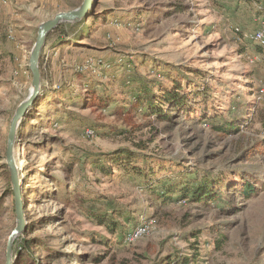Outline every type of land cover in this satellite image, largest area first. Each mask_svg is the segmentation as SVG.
Segmentation results:
<instances>
[{
    "label": "rangeland",
    "instance_id": "obj_1",
    "mask_svg": "<svg viewBox=\"0 0 264 264\" xmlns=\"http://www.w3.org/2000/svg\"><path fill=\"white\" fill-rule=\"evenodd\" d=\"M82 2L0 0V264L17 224L8 133L31 90L38 27ZM95 7L86 22H68L71 39L56 34L42 51L43 90L15 150L27 228L14 264H182L195 253L191 264H264V47L250 38L264 0ZM176 89L189 110L163 105L164 118L146 108L148 92L159 103ZM228 123L239 129L224 131ZM118 149L134 152L131 166L149 176L118 165L102 172ZM247 181L255 195L242 194ZM205 183L215 201L192 196ZM143 224L147 233L125 241Z\"/></svg>",
    "mask_w": 264,
    "mask_h": 264
},
{
    "label": "water",
    "instance_id": "obj_2",
    "mask_svg": "<svg viewBox=\"0 0 264 264\" xmlns=\"http://www.w3.org/2000/svg\"><path fill=\"white\" fill-rule=\"evenodd\" d=\"M97 0H83L81 5L70 11L57 13L53 18L43 22L38 28L36 42L30 54V70L32 73V86L28 97L18 106L9 129L8 142L6 150L7 165L10 170L11 183L14 193L15 213L17 224L11 231L6 248V263L14 264V242L27 228L25 216V202L23 198V186L20 177L19 168L15 159V149L17 147V137L19 126L30 110L36 103L42 93V73L40 68V59L43 48L46 45L48 35L53 32L60 24L65 22L76 23L87 19L90 10L94 7Z\"/></svg>",
    "mask_w": 264,
    "mask_h": 264
},
{
    "label": "trees",
    "instance_id": "obj_3",
    "mask_svg": "<svg viewBox=\"0 0 264 264\" xmlns=\"http://www.w3.org/2000/svg\"><path fill=\"white\" fill-rule=\"evenodd\" d=\"M94 8H96L95 5L90 10L89 17L94 15V11H95ZM87 19H83L80 22L84 23V22H86ZM68 24H70V23L65 22V23L60 24L59 27H57L53 32H51L48 35L47 39L51 38L52 36H54L56 34H58L59 38L60 39L62 38V40L66 41L68 39H71L72 37L69 36L68 33L66 32V26ZM63 38H65V39H63ZM149 94H150V92H148L144 97V100H147V102H148L147 103L148 106L146 108H150L152 110V112H154V113L161 114V116L164 118L165 117L170 118L171 116L168 114H165L164 111L161 109V107L163 105L171 104V106H174V110H184V108H186V110H189L187 107L188 105H186L183 101L184 98H180V94H178L177 89L166 92L165 95L163 96V99L159 100L160 101L159 103H158V98L156 99L157 95H149ZM154 98L156 101L153 100ZM138 100H139V102H141L143 100V98H139ZM227 127H229L230 129H226L224 131H236L237 129H239V126H236L235 128H233V123H228ZM217 128H221V127H217ZM108 156L109 157L107 160L102 161L104 163H99V165H97V167L104 173H110L113 165H118L121 172L128 173V174L133 173L136 176L146 177V178L149 176V175H147L148 171L145 168L146 166L145 167L144 166H140V167H132L131 166V164H132L131 161L136 156L135 153L132 151H128L127 149H118L117 151L110 152L108 154ZM143 160L146 164V162H147L146 155L143 156ZM107 161L111 163L110 166L105 164V162H107ZM104 165H106V167ZM149 172L154 173V169L150 168ZM172 190H177V189H176V187L171 186L170 189H167V191H163L164 196H170V194L172 193ZM190 190L191 189L189 187H186L184 189V191L186 193L190 192ZM257 190L258 189H257L255 184L247 181L246 183H244V186L242 188V194L247 195V196L255 195L257 193ZM191 192L193 193L192 196L199 201L205 200L207 198H209L210 201H215V199L217 198L216 195L210 197L211 190H209L207 183H205V185L202 187L201 186L198 188L195 187L194 189H192ZM103 222H106L105 217L103 218ZM112 225L116 226V223H114V221H112ZM22 248L23 249L26 248V251H28L30 253V242L25 241L23 243ZM198 256H199V253H195V255L193 257H191L189 255H185V256L181 257L180 262H182V264H191V262L193 260H195V261L197 260Z\"/></svg>",
    "mask_w": 264,
    "mask_h": 264
},
{
    "label": "built area",
    "instance_id": "obj_4",
    "mask_svg": "<svg viewBox=\"0 0 264 264\" xmlns=\"http://www.w3.org/2000/svg\"><path fill=\"white\" fill-rule=\"evenodd\" d=\"M10 38L12 40H15L16 37L14 36V33H10ZM250 38L253 39L254 42L264 47V19L261 21V24L258 29H256L251 35ZM261 95H264V88L261 89ZM149 230V225L143 224L140 225L135 230L128 233L126 236L127 242L133 241L134 239L143 236L145 233H147Z\"/></svg>",
    "mask_w": 264,
    "mask_h": 264
},
{
    "label": "crops",
    "instance_id": "obj_5",
    "mask_svg": "<svg viewBox=\"0 0 264 264\" xmlns=\"http://www.w3.org/2000/svg\"><path fill=\"white\" fill-rule=\"evenodd\" d=\"M16 1H17V0H16ZM18 3H19V2H18ZM18 3H17V4H18ZM32 26H34V25H30V24H29V27H28L27 30H23V29L21 30V33L23 34V35H22L23 37H25L27 34H30V35H31V33H32V28H33ZM39 26H40V25H39ZM38 28H39V27H38ZM20 29H21V27H20ZM20 29H18L17 27H15L14 30H13V33L16 34V33L19 32V34H20ZM30 29H31V30H30ZM28 32H29V33H28Z\"/></svg>",
    "mask_w": 264,
    "mask_h": 264
},
{
    "label": "bare ground",
    "instance_id": "obj_6",
    "mask_svg": "<svg viewBox=\"0 0 264 264\" xmlns=\"http://www.w3.org/2000/svg\"><path fill=\"white\" fill-rule=\"evenodd\" d=\"M94 1V0H93ZM16 150V149H15ZM16 156H17V154H16V151H15V159H16V162H17V158H16ZM17 165H18V163H17ZM19 168V167H18Z\"/></svg>",
    "mask_w": 264,
    "mask_h": 264
}]
</instances>
